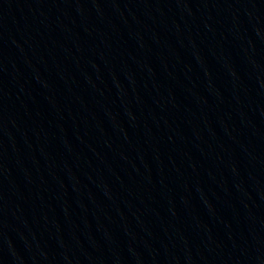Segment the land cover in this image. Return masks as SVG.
Returning a JSON list of instances; mask_svg holds the SVG:
<instances>
[{
	"label": "water",
	"instance_id": "water-1",
	"mask_svg": "<svg viewBox=\"0 0 264 264\" xmlns=\"http://www.w3.org/2000/svg\"><path fill=\"white\" fill-rule=\"evenodd\" d=\"M0 264H264V0H0Z\"/></svg>",
	"mask_w": 264,
	"mask_h": 264
}]
</instances>
